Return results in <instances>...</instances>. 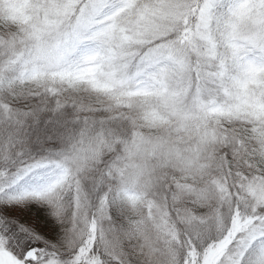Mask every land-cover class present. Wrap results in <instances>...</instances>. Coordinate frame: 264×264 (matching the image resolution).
Instances as JSON below:
<instances>
[{"label": "snow or ice", "instance_id": "1", "mask_svg": "<svg viewBox=\"0 0 264 264\" xmlns=\"http://www.w3.org/2000/svg\"><path fill=\"white\" fill-rule=\"evenodd\" d=\"M0 264H264V0H0Z\"/></svg>", "mask_w": 264, "mask_h": 264}]
</instances>
